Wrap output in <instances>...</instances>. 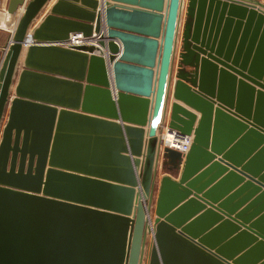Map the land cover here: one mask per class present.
I'll list each match as a JSON object with an SVG mask.
<instances>
[{
	"label": "water",
	"instance_id": "95a60500",
	"mask_svg": "<svg viewBox=\"0 0 264 264\" xmlns=\"http://www.w3.org/2000/svg\"><path fill=\"white\" fill-rule=\"evenodd\" d=\"M48 1L6 8L0 264H264L260 0H187L172 87L184 0Z\"/></svg>",
	"mask_w": 264,
	"mask_h": 264
},
{
	"label": "crops",
	"instance_id": "0c3cea01",
	"mask_svg": "<svg viewBox=\"0 0 264 264\" xmlns=\"http://www.w3.org/2000/svg\"><path fill=\"white\" fill-rule=\"evenodd\" d=\"M26 1L27 0H25V2ZM8 2H9V0H0V9L1 10H6V8L8 6ZM55 2H56V0H49L48 1V3L44 6V8L40 11V13L36 16L34 21L31 23L30 28H35L42 21L44 16L49 12V9L51 8V6ZM260 2L264 5V3H263L264 0H261ZM186 3H187V0H184V5L185 6L183 5L182 14H181V20H180V26H179V34H178V39H177V47H176L175 60H174V70L177 67L178 58H179V54H180V44H181V39H182V29H183V26H184V19H185V13H186V5H187ZM22 11H23V6L20 5L18 7V9L16 10L15 14H14V19L12 21V25H5L4 27L0 28V65L2 63V60H3V57H4L5 50L7 48V45L10 42L11 36H12V34L14 32L15 21H17V18L20 16ZM26 40L27 41L30 40V36L29 35L27 36ZM73 40H75L74 37H72L70 39L68 44H70L71 42L73 43L74 42ZM105 43H106L105 46H107V42H105ZM25 49H26V45H23L20 58L23 57ZM107 50H108V47H107ZM108 52H109V50H108ZM173 77L175 78V74H174ZM174 78H172L173 81H172L171 87L173 86ZM171 100H172V97H171V91H170L169 102H171ZM162 167L166 168V170L168 172L170 171V168H169L170 166H167V165L163 164ZM171 167L176 169L177 165L174 164ZM163 175H165V174H162L161 176H163ZM161 176L159 178H161ZM158 186H159V184H158Z\"/></svg>",
	"mask_w": 264,
	"mask_h": 264
},
{
	"label": "bare ground",
	"instance_id": "6f19581e",
	"mask_svg": "<svg viewBox=\"0 0 264 264\" xmlns=\"http://www.w3.org/2000/svg\"><path fill=\"white\" fill-rule=\"evenodd\" d=\"M51 6V5H50ZM185 6V5H184ZM99 26H101V29H103L102 30V32L104 33V31H105V25H104V22H103V16H102V22L99 24ZM105 34V33H104ZM74 37V39L75 40H73L74 42L72 43H70V44H68V42L69 41H67V42H65L64 44H66V45H72V46H81L82 44L84 45V46H87V47H91L93 50H101V52L106 56V58L107 59H109L108 58V56H109V52H108V50H107V46H104L103 44H100L99 43V41H98V39H99V36H97V35H94L93 37H91V38H80V37H77V36H73ZM72 38V37H71ZM174 60H175V58H174ZM109 65H110V63L108 64V68H109ZM173 72H174V64H173V70H172V78H173ZM171 84H172V82H171ZM170 96V95H169ZM161 136V135H160ZM163 137V136H162ZM164 137L167 139V140H170L171 138H170V136H169V134H166V136H165V134H164ZM164 147V146H163ZM169 149V148H168ZM171 150V149H170ZM162 155H163V157H165V153H162ZM164 160V159H163ZM162 160V161H163ZM163 163H164V161H163ZM163 163L161 164V169L164 171L165 170V172H168L167 170H166V168H163L162 166H163ZM168 166V165H167ZM138 168V167H137ZM159 181H160V178L158 177V175L156 176V182H155V186H154V194H153V200H152V210H153V206H154V203H155V200H156V197H157V192H158V188H159V186H158V184H159ZM147 203H148V201L146 200V199H144V198H142V205H143V207L144 208H146V206H147ZM148 231H149V227H148ZM149 239H150V235H149Z\"/></svg>",
	"mask_w": 264,
	"mask_h": 264
},
{
	"label": "built area",
	"instance_id": "2783aa9c",
	"mask_svg": "<svg viewBox=\"0 0 264 264\" xmlns=\"http://www.w3.org/2000/svg\"><path fill=\"white\" fill-rule=\"evenodd\" d=\"M5 16H6V10H1L0 9V28L4 27L6 25L5 23ZM80 37V36H77ZM81 38V37H80ZM164 134H169L170 140H167L164 137ZM163 136V137H162ZM161 139L163 146L166 148H169L171 150L177 151L181 153L182 155L186 154L192 144L193 141V135H180L178 131L174 129H169L167 127H163L162 132H161ZM149 234L150 238L152 236L150 228H149Z\"/></svg>",
	"mask_w": 264,
	"mask_h": 264
},
{
	"label": "rangeland",
	"instance_id": "374dc122",
	"mask_svg": "<svg viewBox=\"0 0 264 264\" xmlns=\"http://www.w3.org/2000/svg\"><path fill=\"white\" fill-rule=\"evenodd\" d=\"M261 1V0H260ZM264 3V2H263ZM174 74H175V76H176V68H175V70H174V72H173V76H174ZM174 78V77H173ZM175 79V78H174ZM173 81V80H172ZM164 159V157H163V155L161 156V158H160V160H159V164H158V177H160L162 174H167V172H165V170L163 171L162 169H161V164L163 163V160ZM164 164V163H163Z\"/></svg>",
	"mask_w": 264,
	"mask_h": 264
}]
</instances>
